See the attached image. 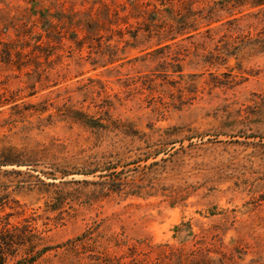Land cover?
<instances>
[{"label":"rangeland","instance_id":"1","mask_svg":"<svg viewBox=\"0 0 264 264\" xmlns=\"http://www.w3.org/2000/svg\"><path fill=\"white\" fill-rule=\"evenodd\" d=\"M250 1L0 0V264H264Z\"/></svg>","mask_w":264,"mask_h":264},{"label":"trees","instance_id":"2","mask_svg":"<svg viewBox=\"0 0 264 264\" xmlns=\"http://www.w3.org/2000/svg\"><path fill=\"white\" fill-rule=\"evenodd\" d=\"M250 4H251V6H253V7H258V6H263L264 5V0H251L250 1ZM264 13V9H260L259 11H258V13L257 14H259V13ZM237 20V18H233V19H231L230 21H228L227 23H229V24H232L233 22H235ZM186 28V27H185ZM181 29H178V31L176 32V33H180L181 31H180ZM183 30V29H182ZM207 31H210V29H208ZM192 36V35H191ZM253 41H255V43L258 45V46H260L261 45V47H264V36H262V37H257V38H253L252 39ZM236 46H234V48H235ZM217 49H220V48H217ZM14 106H17V104H15ZM79 114H81L80 116H81V118L83 117V119H82V121L85 123V124H87V125H89V126H91V127H96V128H103V127H105V125L100 121V120H98V119H96V118H93V117H88L87 115H85L84 113H79ZM41 180V179H40ZM42 181V180H41ZM43 183H45L44 181H42ZM50 184H55L54 182L53 183H50Z\"/></svg>","mask_w":264,"mask_h":264}]
</instances>
